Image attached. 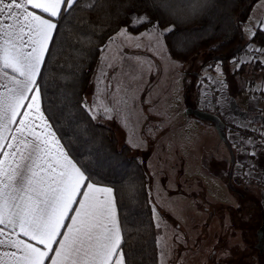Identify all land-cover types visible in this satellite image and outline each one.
<instances>
[{
    "label": "rangeland",
    "instance_id": "1",
    "mask_svg": "<svg viewBox=\"0 0 264 264\" xmlns=\"http://www.w3.org/2000/svg\"><path fill=\"white\" fill-rule=\"evenodd\" d=\"M257 2L254 11L264 5ZM254 11L243 26L245 41L240 52L227 63L217 61L202 67L201 55L189 62L171 59L163 37H157V44L156 38L143 35L148 28L136 33L123 28L125 31H118L105 44L85 91V105L95 110V119L111 127L118 145H128L147 167L159 264H240L249 234L252 243L256 240L257 224L253 221L258 211L251 213L250 199L260 200L264 180L253 183L242 172L244 166L234 169V163L228 184L231 162L223 140L213 124L186 113L188 107H193L231 122L226 102L233 93L230 84L250 89L247 80L259 73L264 82V52L255 51L264 48L247 41L254 28H264L256 26ZM109 108L111 118L102 112ZM235 115L238 119L245 115L241 120L264 125L262 111L240 116L236 111ZM240 122V128L264 132V128ZM238 130L228 135L234 157L242 138ZM249 138L264 149V138ZM245 160L249 162V156ZM253 169L256 175L264 176V167ZM242 186L249 190L243 191ZM238 188L244 201H239ZM249 215L253 218L250 223L245 222ZM262 249L259 256L264 257Z\"/></svg>",
    "mask_w": 264,
    "mask_h": 264
},
{
    "label": "snow or ice",
    "instance_id": "2",
    "mask_svg": "<svg viewBox=\"0 0 264 264\" xmlns=\"http://www.w3.org/2000/svg\"><path fill=\"white\" fill-rule=\"evenodd\" d=\"M78 3L0 0V264H44L46 258L51 264H126L113 188L98 186L89 165L63 150L41 112L37 77L58 30L54 21ZM153 6L176 14L173 0H153ZM179 11L195 14L196 0ZM131 23L148 28L152 21L144 15ZM158 24L143 34L157 44L173 30L160 32ZM110 111L102 110L107 118ZM89 112L95 118V110Z\"/></svg>",
    "mask_w": 264,
    "mask_h": 264
},
{
    "label": "trees",
    "instance_id": "3",
    "mask_svg": "<svg viewBox=\"0 0 264 264\" xmlns=\"http://www.w3.org/2000/svg\"><path fill=\"white\" fill-rule=\"evenodd\" d=\"M257 1L196 0V13L185 16L179 10L192 0H173L175 15L153 6V0H79L74 10L54 21L58 30L37 77L41 108L70 157L89 165L94 182L113 188L126 264H159L157 231L147 167L128 145L119 146L112 128L92 118L85 105V91L104 46L121 28L133 33L147 29L131 23L133 16L147 15L152 21L148 28L157 21L163 32L172 27L162 36L171 59L189 62L201 55V67L227 63L240 52H234L236 46L243 47V26ZM256 28L247 41L264 48V28ZM249 236L240 264H259L264 257Z\"/></svg>",
    "mask_w": 264,
    "mask_h": 264
},
{
    "label": "crops",
    "instance_id": "4",
    "mask_svg": "<svg viewBox=\"0 0 264 264\" xmlns=\"http://www.w3.org/2000/svg\"><path fill=\"white\" fill-rule=\"evenodd\" d=\"M259 1L264 2V0H259ZM262 4H264V3H262ZM36 11H38V10H36ZM253 11H254V6L252 7L249 15H251V13ZM254 17L256 20L255 22H257L256 26H258L260 24L259 23L260 21H264V5L260 4V6H258L255 9ZM45 18H47V17H45ZM249 18L250 17L248 16L247 19H249ZM122 29L123 28H121L119 31H121ZM123 31H125V30L123 29ZM224 70H225V75H226V80H227V76H228L227 73H229V68L226 66ZM261 77L262 76L259 73L256 77H252L251 80H247V81H250V83H249L250 89L244 90V88H246L245 86L235 88V84H230L229 88H233L232 89L233 93L231 94V96H228V100L226 102H228V109H229V111L233 117L236 116L235 115L236 111L239 112V116H240V114H246V113L251 114V113H255L257 111L258 112H260V111L264 112V95L261 96V94H264V85H262V83H264V82H262ZM228 81H229V79H228ZM242 87H244V88H242ZM237 90H238V92H237ZM40 104H41V102H40ZM21 111H24V109H21ZM41 112L43 113L42 108H41ZM43 116L45 117L44 113H43ZM243 116H245V115H241V117L239 119L237 116H236L237 118L236 117L235 118L239 121L247 122V123L251 124V126L264 128V125L252 123V121L249 122L246 120H241L242 118H244ZM18 119H19V117H18ZM262 120H264V119H262ZM48 123H49V121H48ZM13 127H15V126H13ZM55 139L59 140V138L57 137L56 134H55ZM59 142H60V140H59ZM237 143L239 144L240 148L236 149V151H235L234 169H235V167H238L239 165L242 164V166H244V169H245V170H242V172L245 173L248 178H251L253 180V183L256 179L257 180H264V176L260 177L259 175H256L255 173H253V170H254L253 166H255L257 171H259L261 169V167H264V149H262V146L259 143L255 142L254 139L249 138L247 136H242V138H240ZM60 145L63 147L61 142H60ZM53 147H55V145H53ZM63 150L66 152L64 147H63ZM246 155L249 156V158H250L249 162L245 160ZM248 163H249V165H248ZM248 166H251L249 168V170H247ZM98 186H104V185L98 184ZM106 187H108V186H106ZM262 190H264V189H262ZM77 199H79V197H77ZM112 199H113V203L116 207L114 193L112 194ZM72 207H75V205H72ZM69 215H72V213L70 212ZM117 221H118V216H117ZM64 223L68 224L69 221L65 220ZM118 224H119V221H118ZM60 231L63 232L64 229L62 228V229H60ZM57 239H59V237H57ZM32 243L36 244L35 241H32ZM37 246H39L42 250H44L43 245H37ZM57 247L58 246L56 244L52 245L53 249H56ZM53 256H54V253L50 252L49 257H53ZM44 264H51V259L46 258L44 261Z\"/></svg>",
    "mask_w": 264,
    "mask_h": 264
},
{
    "label": "water",
    "instance_id": "5",
    "mask_svg": "<svg viewBox=\"0 0 264 264\" xmlns=\"http://www.w3.org/2000/svg\"><path fill=\"white\" fill-rule=\"evenodd\" d=\"M240 38H243V35H241ZM239 50H241V44H238L236 46L234 52L237 53ZM218 58H219L218 56L214 57V59H218ZM186 113L193 115L194 117H196L197 119H199L201 121H207V122H210L211 124H213L214 128L218 132L220 138L223 140V142H224V144H225V146L229 152L230 162H231V166H232L233 162H234V153H233L231 145L227 139L224 124H223L222 120L213 113L206 112V111L200 110L198 108H193V107H188L186 109ZM228 184H230V177L228 179ZM260 235H262L261 237L264 238V231H261ZM262 241H264V239H262ZM261 244H262V242H261Z\"/></svg>",
    "mask_w": 264,
    "mask_h": 264
},
{
    "label": "flooded vegetation",
    "instance_id": "6",
    "mask_svg": "<svg viewBox=\"0 0 264 264\" xmlns=\"http://www.w3.org/2000/svg\"><path fill=\"white\" fill-rule=\"evenodd\" d=\"M195 75V74H194ZM231 114V113H230ZM231 118L233 119V120H237L235 117H233L232 115H231ZM234 153V152H233ZM235 163V157H234V162H233V164ZM232 166H231V168H230V170H229V172L227 173V179H229V177L231 178L233 175H232ZM226 173V172H225ZM244 187H246V186H244ZM239 192L241 191V188L239 189H237ZM243 191H248V190H243ZM238 192V193H239ZM239 197H240V200L239 201H244L245 199H244V197H243V192H240V194H239ZM253 199V200H252ZM252 199H250L251 200V202H252V207H251V209L253 208V210H257L258 211V216H257V222L255 223V224H257V229L255 230V241L253 242V246L255 247V248H258L259 249V252H261V249H262V244H261V242L262 243H264V241H262V239H264V238H262L261 236L262 235H260V233H261V231H264V193H262V196L260 197V200H257L256 198L254 199V197L252 198ZM240 208L239 207H237V212H238V210H239ZM238 213H240V212H238ZM242 222V221H241ZM249 223V222H248ZM262 238V239H261ZM262 250H264V249H262ZM262 252H264V251H262Z\"/></svg>",
    "mask_w": 264,
    "mask_h": 264
},
{
    "label": "built area",
    "instance_id": "7",
    "mask_svg": "<svg viewBox=\"0 0 264 264\" xmlns=\"http://www.w3.org/2000/svg\"><path fill=\"white\" fill-rule=\"evenodd\" d=\"M216 116H218V115H216ZM222 122L224 124V128H225V133H226L227 139H228V135L230 133H232V132H235L236 129H239L238 131H239V135L240 136H247V137H249V136L257 137L258 136V137L264 138V136H262V135H264V132H262L261 129H257V128H254L253 129V128H250V130H246V128H245L246 126L240 128L241 122L239 120H233L231 118V122H226V121H223V120H222Z\"/></svg>",
    "mask_w": 264,
    "mask_h": 264
}]
</instances>
